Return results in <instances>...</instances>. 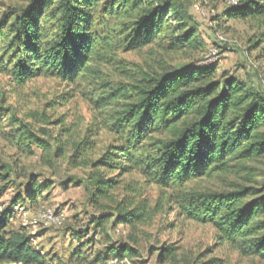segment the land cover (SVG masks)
<instances>
[{"label":"trees","instance_id":"obj_1","mask_svg":"<svg viewBox=\"0 0 264 264\" xmlns=\"http://www.w3.org/2000/svg\"><path fill=\"white\" fill-rule=\"evenodd\" d=\"M99 2L34 0L0 20L17 85L39 77L67 86L98 83L94 88L101 92L96 103L101 117L90 136L103 133L108 141L95 159L84 160L94 145L86 137L73 145L69 159L72 168L88 171L90 204L102 214L95 227L113 217L135 233L167 203L178 219L211 226L221 246L264 262V91L232 78L216 80L210 68L193 65L162 62L148 70L128 68L118 52L155 47L164 55L187 47L192 32L168 46L166 33L175 18L179 23L190 18L180 0H107L98 14ZM223 15L255 20L264 16V0H240ZM102 67L114 70L120 80L100 83ZM71 97L60 99L67 103ZM16 123L14 139L24 151L35 148L57 159L65 157L69 137L63 141L59 134L53 150L45 128ZM62 132L68 134V129ZM132 172L145 185L163 191V197L151 205L140 185L126 184L123 195L114 198L118 178ZM215 178L224 182L222 189L188 188ZM7 179L0 175V182ZM44 185L36 191L30 179L25 199L33 201ZM7 216L6 210L0 212V264H39L43 256L30 247L24 233L6 232ZM129 242L105 252L118 261L133 260L138 241L132 234ZM172 252L171 247L162 248L160 262ZM94 262L86 264L102 261L96 257Z\"/></svg>","mask_w":264,"mask_h":264},{"label":"rangeland","instance_id":"obj_2","mask_svg":"<svg viewBox=\"0 0 264 264\" xmlns=\"http://www.w3.org/2000/svg\"><path fill=\"white\" fill-rule=\"evenodd\" d=\"M33 1L0 0V20ZM180 2L190 19L179 23L175 18L170 23L165 45L178 42L180 37L192 32L193 38L187 47L164 55L155 47L130 53L120 51L117 58L124 60L128 68L139 66L143 70L155 68L162 62L173 67L187 64L210 68L216 80L232 78L247 88L264 91V16L255 20H229L223 17L229 8L226 0ZM106 3L107 0H100L98 14ZM0 33V175L8 176L0 182V209L9 214L6 232L24 233L30 247L43 256L39 264H70L75 255L78 264L94 262L96 257L102 261L96 264H264L221 246L211 226L178 219L167 203L135 233L128 226L115 223L113 217L96 228V219L102 214L90 204L88 171L82 167L72 168L69 159L74 156L73 145L89 138L94 122L100 120L101 112L96 103L101 92L94 88L98 83L67 86L53 78L39 77L17 85L9 63L11 55L6 53L9 39L4 29ZM219 38L225 42L220 43ZM100 69L103 72L100 83L120 80L114 70ZM64 95L72 96L67 103L60 99ZM16 121L31 123L34 129L45 128L48 135L45 139L53 150L59 134L63 141L69 137L65 157L57 159L52 152L49 156L35 148L31 153L24 151L14 139ZM65 128L68 134L62 132ZM90 138L94 145L87 157L85 154L80 157H85L84 160L95 159L108 141L103 133ZM30 179L35 182L36 191L45 183L31 202L24 197ZM118 179L119 185L111 192L116 199L123 195L126 184L140 185L151 205L163 197V191L145 185L136 172ZM224 185L215 178L193 182L188 188L218 190ZM16 197L20 198L16 205L24 208V215L16 214V205H11ZM45 212H50L53 220L45 218ZM132 234L138 241L137 258L118 261L108 257L106 248L117 249L121 244L130 243ZM164 247H171L173 252L160 262L159 252ZM75 261L72 264H76Z\"/></svg>","mask_w":264,"mask_h":264},{"label":"built area","instance_id":"obj_3","mask_svg":"<svg viewBox=\"0 0 264 264\" xmlns=\"http://www.w3.org/2000/svg\"><path fill=\"white\" fill-rule=\"evenodd\" d=\"M239 1L240 0H226V5L230 8H233V7H236L238 4H239ZM219 41L220 43H224L225 40L223 38H219ZM15 209V213L18 214V215H24L25 214V211H24V208H22L21 206L19 205H16L14 207ZM2 210L0 209V212ZM45 218H47L48 220H53V215H51L50 212H45Z\"/></svg>","mask_w":264,"mask_h":264}]
</instances>
